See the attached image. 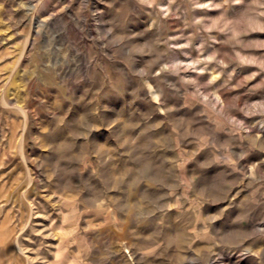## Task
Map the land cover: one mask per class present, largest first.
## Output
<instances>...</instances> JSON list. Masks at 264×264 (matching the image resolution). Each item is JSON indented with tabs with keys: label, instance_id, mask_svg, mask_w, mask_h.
<instances>
[{
	"label": "rangeland",
	"instance_id": "rangeland-1",
	"mask_svg": "<svg viewBox=\"0 0 264 264\" xmlns=\"http://www.w3.org/2000/svg\"><path fill=\"white\" fill-rule=\"evenodd\" d=\"M0 264H264V0H0Z\"/></svg>",
	"mask_w": 264,
	"mask_h": 264
}]
</instances>
